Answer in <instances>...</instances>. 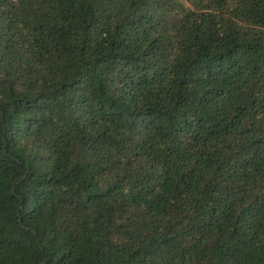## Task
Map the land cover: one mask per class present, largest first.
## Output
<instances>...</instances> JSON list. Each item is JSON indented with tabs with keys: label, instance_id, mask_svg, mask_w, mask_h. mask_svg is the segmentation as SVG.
<instances>
[{
	"label": "trees",
	"instance_id": "16d2710c",
	"mask_svg": "<svg viewBox=\"0 0 264 264\" xmlns=\"http://www.w3.org/2000/svg\"><path fill=\"white\" fill-rule=\"evenodd\" d=\"M0 264H264V0H0Z\"/></svg>",
	"mask_w": 264,
	"mask_h": 264
},
{
	"label": "water",
	"instance_id": "95a60500",
	"mask_svg": "<svg viewBox=\"0 0 264 264\" xmlns=\"http://www.w3.org/2000/svg\"><path fill=\"white\" fill-rule=\"evenodd\" d=\"M3 134H5V127H4V125H3ZM25 177H26V176H23L22 178L17 179L16 182H20V181L23 180ZM13 191H15V186L13 187Z\"/></svg>",
	"mask_w": 264,
	"mask_h": 264
}]
</instances>
